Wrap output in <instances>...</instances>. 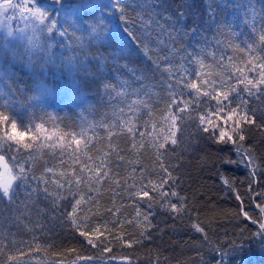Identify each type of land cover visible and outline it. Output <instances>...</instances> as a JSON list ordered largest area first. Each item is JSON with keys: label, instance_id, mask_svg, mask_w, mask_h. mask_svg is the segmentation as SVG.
<instances>
[{"label": "trees", "instance_id": "1", "mask_svg": "<svg viewBox=\"0 0 264 264\" xmlns=\"http://www.w3.org/2000/svg\"><path fill=\"white\" fill-rule=\"evenodd\" d=\"M36 3L56 21L53 32L34 31L33 25L41 26L18 9L0 10V110L29 132L12 139L32 145L7 140L11 129L6 134L0 125V154L17 175L21 166L27 172L12 201L0 200V258L15 255L23 264H264V244L253 237L264 222L257 207L264 200V96H249L238 83L244 76L259 78L264 0ZM121 10L136 19L137 28L141 21L148 26L150 41L132 37L136 28L122 20ZM169 32L175 48L163 43ZM169 71L178 73L181 85L195 81L200 92L184 87L183 96H174L178 89L169 87L175 82ZM233 86L240 95L232 93V106L255 110L259 125H246L239 153L197 130L199 116L215 104L203 93L214 96ZM173 99L184 109L175 129L171 116L179 109L169 107ZM160 143L166 148L159 149ZM164 169L178 178L175 185L161 187ZM101 173L106 175L97 180ZM144 189L151 199L139 197ZM172 191L183 200L168 195L164 201L161 192ZM81 197L79 231L87 230L98 246L66 218ZM161 201L183 210L165 211ZM241 230L243 246L231 251Z\"/></svg>", "mask_w": 264, "mask_h": 264}, {"label": "snow or ice", "instance_id": "2", "mask_svg": "<svg viewBox=\"0 0 264 264\" xmlns=\"http://www.w3.org/2000/svg\"><path fill=\"white\" fill-rule=\"evenodd\" d=\"M9 9L12 10H16L18 9L20 14L26 15L27 17L31 18L32 20H35L36 22H38V24L41 26L40 28H36L34 25L33 30L34 31H47V32H53L56 27V21L52 20L49 13L42 10L40 7L37 6L36 0H22L21 3L17 4V3H13V0H4V3H0V10H2L3 12H7ZM121 18L122 20L126 23V24H131L133 28H136V31L132 32V37L135 38V40L139 41L141 40V37H143V40L146 41H150L151 40V36L150 35H146L145 33H147L148 31V26L143 25V22L141 21V27L137 28V21L134 17H128L125 15L124 11L121 10ZM49 21L51 23H49ZM137 32L140 33V35H137ZM164 32V29L161 28L160 29V33H157V36L159 37L161 33ZM8 34L11 35L12 31H8ZM63 35L65 33H62ZM168 41H163V43H171V48H175V43L176 40L175 38H173L172 34L169 32L168 34ZM259 39L264 42V34L260 35ZM29 43L32 46H35V44H33L31 37L29 38ZM171 48L169 49L171 51ZM180 54V50L176 49L174 55H179ZM189 59L191 57H188ZM166 62L167 61V58ZM256 58H254L255 60ZM260 61H262L259 64V78H253V79H249L247 76H244L243 79H239L238 83L243 85V91L248 93L249 96L252 95H262L264 96V56L259 58ZM249 63H253V61H249ZM169 75L172 77L173 81H175L174 83L170 84L169 87H174L177 88L178 91L176 93H174L173 95H179V96H183L185 93L183 91L184 87H187L197 93L200 92V89L197 86V83L195 81L191 82L190 84L188 83H184L183 85H181L180 80L176 79L178 73H173L171 71H169ZM106 89L109 88V85H105ZM232 93H235L236 96L240 95V90L233 86L231 88L228 89V91H217L215 93V95L213 96L211 94V92H205L203 93L204 96L206 97H211L212 101H215L214 105H211V107H213V111L208 114L205 113L203 115L199 116V124L197 126V130L198 131H202L203 133H208L210 135V137L215 141V143L218 144H232L236 150L237 153L240 152L241 147L243 142L246 140V133L247 131L250 130V128H247L246 125L248 126H259L257 125V118H256V114H255V110H251V114H249V110L246 107H233L232 106V100H233V96ZM191 94V93H189ZM202 105V108L204 105L203 101H199ZM185 104H187V102H184ZM241 104L246 103L244 101L240 102ZM170 108L172 109H179V114L178 115H172L171 119H172V125L171 127L173 129H175V127L177 126V123L182 121L183 117H182V113L184 112V109L180 108V102L173 99L170 106ZM223 120V121H228L231 122L232 126L230 129H227L225 127H219L218 121ZM237 120H239L240 122V127L237 130L236 129V122ZM10 122V123H9ZM195 122V120H194ZM0 125H5V133L7 134L9 131V128L11 129V134L10 135H6V139L9 141H13L15 142L12 137L16 136L18 137L21 133L24 135V137H28L29 136V132L28 131H20L18 130V126L15 120H12L8 115L5 114V112L3 110H0ZM43 125L42 124H36L35 125V130L36 131H40L42 130ZM218 130V134L217 135H213L214 132H216ZM225 132L226 135L223 136V138H221V132ZM229 135L231 136V139H229ZM170 136H171V143L173 145L177 144V138H176V131H171L170 132ZM48 139H51V137H48ZM73 139L75 140L76 145L80 144V140L76 139L75 137H73ZM165 139L167 140L168 137L166 136ZM239 140V143L237 142ZM17 145H21L16 143ZM24 148H29L32 145L29 143H23L21 145ZM59 146V145H58ZM159 149H165L166 148V144L165 143H160L159 144ZM9 148H11V145H9ZM243 158V157H242ZM228 163H231L232 161H227ZM0 165L3 166V172H0V200H4L7 199L9 202L12 201L13 197L15 196V189L18 186V182L20 181H24L27 178V172H25L24 167L21 166V168L19 169V175H17L12 168L9 167V164L7 163V157L4 154H0ZM164 171L166 172L167 175V179H164L162 181L161 187H163L165 184L168 183H172L173 185H175V183L177 182V177L172 175V173L168 170V169H164ZM106 175V173H101L100 175H98L96 177L97 180H99L101 178V176ZM221 182L225 184L226 187H231L228 184L227 179H225L224 177H220ZM155 187V186H153ZM139 197L141 199L143 198H149L151 199V197H149V191L147 189H144L142 191H140L138 193ZM161 195L164 197V201H167L168 199V195H170L171 197H178L181 200H183L182 197H179V194L177 191H172L169 194H164L163 192H161ZM260 196H264V193H260ZM86 197H81V199H76L75 203L72 205V211L71 212H67L66 218L67 220L70 222V224L72 225L73 229L79 232V235L82 237H85V239H87L88 243L92 246H98L96 245L92 239L89 238V232L87 230L85 231H79L81 225L79 223H77V217L75 216V213L77 211V208L81 206V202L83 199H85ZM237 200H240L241 197L239 195L236 196ZM164 201H161V206L164 207L165 211H168L170 208V211L173 213L182 211V208H179L177 206V204L175 203H170L169 202V206L165 207L164 206ZM257 207L259 208V211L261 214H264V200H261V202L259 204H257ZM139 215V213H138ZM243 216L246 219H251V223L252 224H256L257 223V219L254 217H251L250 213H248L247 211L243 212ZM143 219L146 222H150V218L148 214H144ZM192 228L196 231V232H203L204 229L202 227H200L198 224H193ZM97 233H100V229L96 228L95 229ZM102 235V234H101ZM260 236V242L262 244H264V222H261L259 225V231L256 233H253V237L255 236ZM241 236V241L239 243V245H237V243L235 241L231 242V251L236 250L238 247L243 246L244 243V230H241L240 233ZM131 246V245H129ZM2 251V250H0ZM104 251L106 252H110L111 250L108 249L107 247H105ZM225 255L227 254V252L224 253ZM22 255V253H21ZM78 260H91V257H77ZM0 264H23V261L20 257H17L15 255H9L6 261H3L2 258H0Z\"/></svg>", "mask_w": 264, "mask_h": 264}, {"label": "rangeland", "instance_id": "3", "mask_svg": "<svg viewBox=\"0 0 264 264\" xmlns=\"http://www.w3.org/2000/svg\"><path fill=\"white\" fill-rule=\"evenodd\" d=\"M0 172H3V166L0 165Z\"/></svg>", "mask_w": 264, "mask_h": 264}]
</instances>
